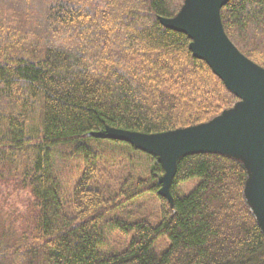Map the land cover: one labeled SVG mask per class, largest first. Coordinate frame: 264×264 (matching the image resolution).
I'll list each match as a JSON object with an SVG mask.
<instances>
[{
	"label": "trees",
	"instance_id": "obj_1",
	"mask_svg": "<svg viewBox=\"0 0 264 264\" xmlns=\"http://www.w3.org/2000/svg\"><path fill=\"white\" fill-rule=\"evenodd\" d=\"M184 1L0 0V181L29 195L26 227L0 244V264H264L240 160L183 156L171 205L158 194L155 157L92 137L107 128L183 130L238 103L193 57L191 40L161 24ZM220 19L236 49L264 69V0H230ZM100 146L145 155L152 166L114 178V156ZM59 147L80 166L71 193L53 159ZM145 199L156 201L154 215Z\"/></svg>",
	"mask_w": 264,
	"mask_h": 264
},
{
	"label": "water",
	"instance_id": "obj_2",
	"mask_svg": "<svg viewBox=\"0 0 264 264\" xmlns=\"http://www.w3.org/2000/svg\"><path fill=\"white\" fill-rule=\"evenodd\" d=\"M230 0H185L176 17L161 24L185 34L193 57L203 60L238 103L207 124L146 135L107 128L94 138L125 142L158 158L163 169L158 194L172 205L170 186L177 161L197 153H216L240 160L248 171L245 198L264 231V69L230 42L220 10Z\"/></svg>",
	"mask_w": 264,
	"mask_h": 264
},
{
	"label": "rangeland",
	"instance_id": "obj_3",
	"mask_svg": "<svg viewBox=\"0 0 264 264\" xmlns=\"http://www.w3.org/2000/svg\"><path fill=\"white\" fill-rule=\"evenodd\" d=\"M100 149H107L114 156L113 164H117V166L111 170L114 178H118L122 176L123 173L127 174L128 172H132L138 177H142L145 175L144 173L147 168L152 166V161L142 154H134L133 152H127L126 150L112 146H100ZM55 152L57 154L53 159L56 163L57 169L60 170L58 174L61 177V183L63 187L67 188L69 193H71L72 186L74 185L73 182L77 179L80 171L78 159H63L64 157H68L67 154L70 152L69 148L59 147ZM155 158L158 162V158ZM126 160L135 162L136 168H133V170L128 169L126 167L128 164ZM192 187L193 183L182 185L179 191L180 195L188 193ZM28 200L29 195L26 190L17 189L13 184H6L5 182L0 181V244H13L16 235L20 233L21 229L26 227L25 222L29 216L27 206ZM143 203L145 208L154 215L157 208L156 201L154 199H145ZM116 240L119 241L120 239L116 237ZM158 244H164L162 247L166 246L165 241H159Z\"/></svg>",
	"mask_w": 264,
	"mask_h": 264
}]
</instances>
